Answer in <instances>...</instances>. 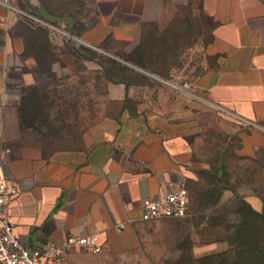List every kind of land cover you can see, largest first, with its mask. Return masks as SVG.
<instances>
[{
    "label": "crops",
    "instance_id": "0c3cea01",
    "mask_svg": "<svg viewBox=\"0 0 264 264\" xmlns=\"http://www.w3.org/2000/svg\"><path fill=\"white\" fill-rule=\"evenodd\" d=\"M26 1L52 16L72 20V25L53 24L60 32L52 33L14 15L6 17L0 8V98L9 101L8 108L0 109V116L4 120L9 118V129L2 132L9 149L0 147V172L19 188L9 208V218L27 247L59 246L69 237L94 235L104 251L95 255L75 249L65 264H98L114 256L127 258L139 246V229L147 224L157 225L155 221L140 220L142 200L160 198L187 184L195 185L201 172L219 174L222 162L219 146L215 147L218 151L212 161L209 155H195L199 135L189 129L168 125L160 113L124 107V84L107 86L106 99L121 107L114 123L103 131L85 132L80 145L52 150L44 158L32 146L21 144L17 112L20 95L8 93L5 87L36 86L42 90L53 86V79L34 72L36 57L42 50L31 48L29 42L38 28L46 33L59 60L74 69L72 53L58 51L63 44L70 42L107 55L105 46L109 41L134 44L141 25L160 21L167 8H190L197 17L214 24L203 47L207 63L196 75L194 89L210 107L242 127L237 132L240 156L252 157L257 148L264 147V0L12 3L20 10L36 14ZM86 20L90 25L78 33L74 25ZM84 64L98 69L93 63ZM244 195L258 211L253 198ZM232 197L225 191L221 201ZM119 225L123 229L117 230ZM226 250L225 242L198 243L194 256L200 258Z\"/></svg>",
    "mask_w": 264,
    "mask_h": 264
},
{
    "label": "rangeland",
    "instance_id": "374dc122",
    "mask_svg": "<svg viewBox=\"0 0 264 264\" xmlns=\"http://www.w3.org/2000/svg\"><path fill=\"white\" fill-rule=\"evenodd\" d=\"M90 23L87 20L77 22L75 29L79 33ZM212 25L208 20L197 17L190 8L169 7L160 21L141 25L139 38L134 44L108 42L107 55L144 72L141 76L132 75L129 78L124 107H130L132 111L160 113L168 125L174 124L199 135L194 145L195 155L199 158L209 155L212 161L218 151L215 147L227 148L228 168L245 181L246 166L248 170L252 167L250 162L242 160L237 151L234 153L240 147L237 132L242 127L229 122L210 107L204 101V96L193 87L196 75L207 63L203 47L210 38ZM60 49L69 50L65 46ZM133 64L138 66L134 67ZM47 68V63H44V77H49ZM52 69L55 85L46 91V96L39 102L32 103L38 107L41 105L42 109H38L41 112L37 110L35 119L27 113L20 122L23 133L19 142L32 146L44 158L52 150L80 145L87 131L109 128L121 108L117 102L106 99L108 84L95 67L90 69L78 62L75 71L59 61ZM112 72L116 74L115 70ZM5 88L8 93H19V88ZM6 105L9 106V101L4 102L1 97L0 109L8 108ZM3 129H9V118L4 120L2 115L0 147L9 149V142L4 141ZM258 154L259 151H256V161L261 160V154L257 158ZM258 171L260 175L254 178L252 188L256 193H261V197L248 194L260 212L264 201V170ZM203 181L183 186L190 194L188 217L178 221L158 220L155 221L157 225L141 227L138 231L139 246L127 258L114 256L112 260L97 263L191 264L198 243L208 245L223 235L214 227L216 215L213 214L221 211L219 207L226 201H221L214 209L218 192L208 191ZM240 192L244 194V191Z\"/></svg>",
    "mask_w": 264,
    "mask_h": 264
},
{
    "label": "trees",
    "instance_id": "16d2710c",
    "mask_svg": "<svg viewBox=\"0 0 264 264\" xmlns=\"http://www.w3.org/2000/svg\"><path fill=\"white\" fill-rule=\"evenodd\" d=\"M75 28L76 25H74V29ZM46 38V33L38 28L32 34L29 45L31 48L38 47L42 50V54L36 57L37 69L34 72L41 75L44 74L43 64L47 63L48 68L46 72L49 75V78L52 77L53 79L52 66L60 60L58 58L57 50L47 41ZM109 42L114 43L113 41ZM63 46L69 49L67 52L72 53L71 55L75 59V71L77 70L76 65L78 62L83 64L85 62L93 63L98 67L97 70L106 84H124L127 90L129 87V78L132 75H142L127 65H124V63L111 59L108 55H102L89 48H84L82 46H77V48H75V45L70 42L63 44ZM58 51L66 52L62 51V49H58ZM105 52L108 53L106 46ZM133 66H138V64H133ZM110 68L113 71L115 70L116 74H113ZM53 81L54 86L56 83L55 78ZM46 91H48V89L41 90L36 86L19 88L20 102L17 112L20 133H23V128L20 124L22 118L24 115L26 117L27 113L30 118H36V112L38 109H42V106H34L32 103L35 101L39 102L42 97H45ZM239 148L234 150V153H236L235 151H238ZM227 151V148H222V162L218 170L219 174H212L210 172H201L198 174L199 182L204 180L203 186L206 187L208 191L218 192V196L213 204L214 209H216L217 205L221 203L223 192L228 191L233 195L232 199L221 204L222 207H219L222 209L221 211L218 213L214 212L213 214L216 215L214 218V221L216 220L214 227L223 232V235L212 242H225L227 244V250L200 258L192 257L191 264H264V201L262 202V210L259 212L245 200L244 195L245 193H250L251 195L256 194L261 197V193L257 192V194L253 190L252 185L254 178L260 175V171L258 170H264V153H262L264 147L257 148L252 157L241 156L242 160H244L245 163L250 162L252 167L248 170L246 166L244 175L245 181L241 180L240 177L228 168L226 164ZM256 151H259V154H261V160L256 161ZM259 154L257 155V158ZM242 188L243 190H240ZM240 191H244V194L240 195Z\"/></svg>",
    "mask_w": 264,
    "mask_h": 264
},
{
    "label": "built area",
    "instance_id": "2783aa9c",
    "mask_svg": "<svg viewBox=\"0 0 264 264\" xmlns=\"http://www.w3.org/2000/svg\"><path fill=\"white\" fill-rule=\"evenodd\" d=\"M0 8L5 16L14 15L33 25L44 27L52 33H59L51 23L36 14L18 9L12 0H0ZM67 35V34H66ZM5 153H9L8 150ZM19 188L9 176L0 172V264H65L68 256L75 249H83L92 254H101L104 250L94 235L69 237L57 246L47 244L41 248H29L15 233L14 225L9 218V208L18 196ZM189 194L181 187L160 198H145L141 203L140 220L153 222L163 219L182 220L188 216ZM123 229L119 225L117 230Z\"/></svg>",
    "mask_w": 264,
    "mask_h": 264
},
{
    "label": "water",
    "instance_id": "95a60500",
    "mask_svg": "<svg viewBox=\"0 0 264 264\" xmlns=\"http://www.w3.org/2000/svg\"><path fill=\"white\" fill-rule=\"evenodd\" d=\"M26 4H29V1H26ZM31 10L36 13L38 17L43 19L44 21L51 23V24H69L72 25V20L69 17H56L48 14L44 9L42 8H34L31 7Z\"/></svg>",
    "mask_w": 264,
    "mask_h": 264
}]
</instances>
